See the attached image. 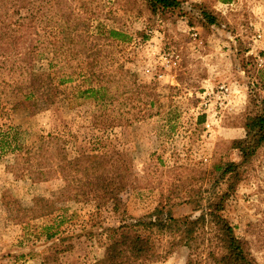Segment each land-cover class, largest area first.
<instances>
[{
  "label": "rangeland",
  "instance_id": "1",
  "mask_svg": "<svg viewBox=\"0 0 264 264\" xmlns=\"http://www.w3.org/2000/svg\"><path fill=\"white\" fill-rule=\"evenodd\" d=\"M75 1L72 5H79ZM84 1L94 9L93 25L99 21L119 33L97 41L108 45L102 64L121 65L120 82L109 83L104 92L106 104L76 92L72 102L60 97L33 115L23 108L8 110L0 125L10 124L11 137L24 144L56 136L69 157L94 147L120 163L125 153L131 175L119 197L135 219L159 202L168 203L174 216H197L183 199L206 195L211 185L202 171L213 163L240 161L231 141L245 136L246 115L264 106V0H179V10L156 15L145 0ZM202 11L215 23L205 22ZM47 31H40V41ZM72 65L79 66L77 60ZM3 79L11 81L10 73L4 71ZM5 151L0 154V264H39L54 245L67 247L58 255L61 264L101 258L104 229L118 224L111 207L69 199L79 190L60 172L32 182L26 170H35L37 161L16 170V152ZM36 198L51 201L52 213L34 217L29 209ZM222 214L256 263L264 264V146L245 167ZM165 241L157 238L161 258L149 264H185L189 250L178 246L164 253Z\"/></svg>",
  "mask_w": 264,
  "mask_h": 264
},
{
  "label": "trees",
  "instance_id": "2",
  "mask_svg": "<svg viewBox=\"0 0 264 264\" xmlns=\"http://www.w3.org/2000/svg\"><path fill=\"white\" fill-rule=\"evenodd\" d=\"M0 0V117L8 110L23 108L33 115L54 105L62 97L67 103L74 97L91 98L96 105L104 106L105 91L111 82H120L117 75L121 65L111 68L102 59L107 43L99 42L119 33L105 30L97 18L91 16L84 0ZM152 15L175 12L179 0H145ZM93 7V6H92ZM90 8V9H89ZM95 8V7H93ZM26 13L21 14L20 10ZM28 13V14H27ZM17 15V17H14ZM208 24L215 17L202 11ZM49 29L41 40L40 31ZM92 29L96 31L93 32ZM108 34V36L106 35ZM77 60L78 67L72 64ZM45 63L43 64V62ZM10 73L11 81L3 79ZM80 80V85L75 81ZM3 112V113H2ZM6 124V123H3ZM245 136L231 141V147L240 153V161H222L202 171L201 178L209 180L211 189L206 195L196 193L184 202L192 205L198 215L174 216L168 203L159 202L154 210L137 219L127 214L119 194L129 183V160L115 163L113 155L91 148L73 157L65 149L59 150L57 137L40 136L37 142L24 144L11 137L0 125V154L10 149L16 152L13 168L37 161L35 170H26L32 182L44 181L63 174L75 182L79 192L68 196L73 201H92L95 207L109 205L117 215L118 224L104 229V252L91 264H149L161 258L156 240L165 237L163 252L169 253L178 246L189 250L185 264H257L246 242L238 238L233 226L222 214L225 203L255 153L264 146V106L248 113L243 124ZM6 148V149H5ZM118 154V153H116ZM79 175V178L78 176ZM40 203V208L37 207ZM54 207L51 201L35 199L29 211L34 217L47 216ZM55 235L49 234L48 237ZM67 247L54 245L43 255L39 264H61L58 255Z\"/></svg>",
  "mask_w": 264,
  "mask_h": 264
}]
</instances>
